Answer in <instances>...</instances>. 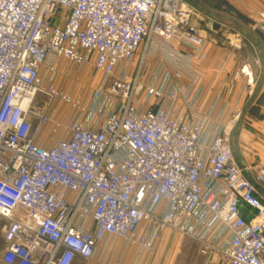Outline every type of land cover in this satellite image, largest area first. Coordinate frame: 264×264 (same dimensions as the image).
Returning <instances> with one entry per match:
<instances>
[{
  "label": "built area",
  "instance_id": "built-area-1",
  "mask_svg": "<svg viewBox=\"0 0 264 264\" xmlns=\"http://www.w3.org/2000/svg\"><path fill=\"white\" fill-rule=\"evenodd\" d=\"M257 21L264 36V7ZM215 27L183 0H0L2 262L72 264L110 237L140 255L171 229L221 264H264V165L248 178L230 146L239 100L201 105ZM56 57L102 74L87 101L44 85Z\"/></svg>",
  "mask_w": 264,
  "mask_h": 264
},
{
  "label": "crops",
  "instance_id": "crops-1",
  "mask_svg": "<svg viewBox=\"0 0 264 264\" xmlns=\"http://www.w3.org/2000/svg\"><path fill=\"white\" fill-rule=\"evenodd\" d=\"M231 2V0H230ZM258 4V3H257ZM264 4L258 8L262 10ZM246 32L238 28V33ZM261 37V36H260ZM240 42V48L234 43ZM245 41L231 33L228 22L217 21L215 33L207 46L208 59L204 64H195L194 70L199 75L203 88L201 105L203 109H213V117L218 116L224 101L239 100V118L231 133V149L237 164L248 178L251 171L259 164H264V51L257 54L245 52ZM225 63L224 68L220 65ZM248 66V74L241 69ZM173 73L174 67L169 68ZM231 79V92L226 93L224 84ZM181 84H187L189 77L183 73L178 79ZM216 104L213 105L214 101ZM50 137L57 139L51 129L45 127L36 142L44 147L54 143ZM256 156L260 162L256 161ZM263 160V161H262ZM171 229L163 231L152 252H142L138 255V247L125 246L118 237H110L106 245L100 243L92 259L76 258L72 264H221L218 254L202 253L199 245L191 244ZM6 245V244H5ZM0 264L2 262L0 257Z\"/></svg>",
  "mask_w": 264,
  "mask_h": 264
},
{
  "label": "rangeland",
  "instance_id": "rangeland-1",
  "mask_svg": "<svg viewBox=\"0 0 264 264\" xmlns=\"http://www.w3.org/2000/svg\"><path fill=\"white\" fill-rule=\"evenodd\" d=\"M183 1L192 7L195 14L203 19L212 18L215 22H228L229 25H231V33L242 38V41H245L244 48L246 53L254 55L264 51V36L259 30L257 21L258 8L264 4V0H231V2L230 0ZM195 17L196 16H194V18ZM238 28L246 32V35H243L241 32L238 33ZM53 64L55 65L56 73L51 81L48 79V65L46 64L42 69L44 85L52 84L57 91H62L73 99L87 101L90 91L99 84L102 78V74L100 72H95L92 66L84 65L77 67L63 57L54 58ZM45 100H48L46 95H37L34 106H40ZM51 105L54 110L52 118L66 123L70 112V105L57 98L51 101ZM46 127L51 128V124ZM55 136L58 137V135ZM256 161H261L258 156H256ZM258 165L259 164H257V166ZM254 174L255 172L252 170L251 176L253 177ZM4 223L5 219L0 217V257L5 247L2 230ZM184 239L191 244H195L188 238Z\"/></svg>",
  "mask_w": 264,
  "mask_h": 264
}]
</instances>
